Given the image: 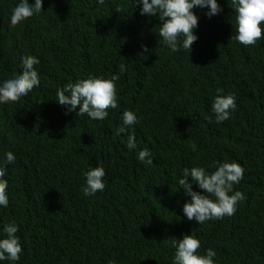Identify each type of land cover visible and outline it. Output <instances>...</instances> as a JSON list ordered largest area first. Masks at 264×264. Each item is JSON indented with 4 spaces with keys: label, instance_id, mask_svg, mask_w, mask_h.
<instances>
[{
    "label": "trees",
    "instance_id": "1",
    "mask_svg": "<svg viewBox=\"0 0 264 264\" xmlns=\"http://www.w3.org/2000/svg\"><path fill=\"white\" fill-rule=\"evenodd\" d=\"M137 2L43 0L40 14L12 28L19 0H0V84L22 72V56L40 61V86L0 104V160L9 151L16 157L7 166L0 238L3 225L15 222L23 247L19 261L0 264H173L171 241L185 234L200 240V254L214 249L216 264H264V39L249 47L230 39L236 13L231 0H217L218 15L193 9L199 25L191 51L172 52L157 34L158 17L141 15ZM120 64L119 106L107 119L66 114L56 101L58 88L110 78ZM228 94L237 108L218 124L211 105ZM125 110L138 123L117 135ZM128 135L137 144L131 151ZM145 148L151 165L137 159ZM217 161L245 169L234 191L246 199L233 216L189 221L183 169L211 172ZM96 166L105 169V189L85 196L84 173Z\"/></svg>",
    "mask_w": 264,
    "mask_h": 264
},
{
    "label": "clouds",
    "instance_id": "2",
    "mask_svg": "<svg viewBox=\"0 0 264 264\" xmlns=\"http://www.w3.org/2000/svg\"><path fill=\"white\" fill-rule=\"evenodd\" d=\"M103 4L104 0H97ZM141 15L158 17L160 27L158 36L172 52L192 49V45L198 39L194 30L199 25V18L193 11L194 8H207L206 15L212 17L223 11L217 0H138L137 5ZM231 8L235 11L236 34L230 39L239 42L244 47L254 46L259 40L264 39V0H231ZM43 10V0H19L12 9L10 27L14 28L21 22L28 20L34 14L38 15ZM115 11L122 13L121 7ZM144 52H148L146 45H142ZM22 72L14 74L0 84V104H9L20 101L34 88L40 86V76L36 70L39 59L33 55H24L20 60ZM126 71V65H119V73L110 78L103 76H91L75 83H67L58 88L56 101L66 108L67 112H76V115H87L93 120L107 119L109 109L119 106L117 84L120 75ZM217 93L223 89L218 88ZM43 103V102H42ZM237 108L236 97L233 94L216 95L211 109L215 114L216 123H221L230 118L231 113ZM210 119V118H209ZM138 123L136 114L131 110H125L122 114V123L116 129V134H128V130ZM126 147L131 151L137 148L134 135H128ZM190 147L196 151L193 142ZM6 158L0 160V207L9 206L7 166L14 164L15 155L9 151ZM152 154L145 148L138 151L137 159L145 164H153ZM245 169L238 162H216L214 171H207L204 167L194 166L183 169V176L178 183L184 189L190 199L183 204V213L189 221L204 224L210 220H220L226 216H233L237 211V205L246 199L245 194L239 190L234 191V185L243 179ZM105 169L102 166L91 167L84 173L85 185L82 188L85 196L95 195L105 189ZM194 182L201 192L192 188ZM214 197V199H213ZM19 226L15 222L3 225L4 238H0V261L16 262L21 258L23 247L17 236ZM175 248L173 264H216V251L208 248L205 254H200L201 242L192 234L183 235L182 239H173ZM112 264V262H110Z\"/></svg>",
    "mask_w": 264,
    "mask_h": 264
}]
</instances>
